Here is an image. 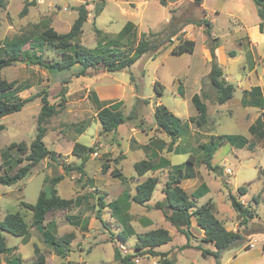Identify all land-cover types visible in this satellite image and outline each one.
Wrapping results in <instances>:
<instances>
[{
	"label": "rangeland",
	"instance_id": "rangeland-1",
	"mask_svg": "<svg viewBox=\"0 0 264 264\" xmlns=\"http://www.w3.org/2000/svg\"><path fill=\"white\" fill-rule=\"evenodd\" d=\"M141 1L6 0V7L0 9V50L6 49L7 43L19 40L26 42L22 49L28 50L29 44L37 41L39 33L47 27H51L58 34L66 33L77 17L76 8L81 5L85 6L88 15L78 43L85 48L95 47L101 39V36L95 33V29L100 30L107 37H113L128 21L138 26L137 40L141 33L161 31L167 25L166 20L169 15L167 9H173L172 15L184 22L208 20L212 23L211 32L214 35L212 36L224 38L223 47L226 52L228 51V56H236V62L225 63L222 66L224 76L228 77V83L234 87L232 99L228 102V106L214 102L215 91L207 80L209 62L204 57L203 50L207 49V43L202 32L203 26L192 24L183 29V38L194 41L193 53L171 55L170 50L177 43L173 37L172 43L155 59L145 55L129 69L121 72L107 73L95 69L87 70L86 77H76L75 74L81 70L78 65H74L70 70L58 72L27 65L24 62L2 69L0 81L12 84L15 96L13 99H25L46 92L49 104L56 105L59 103L61 88L66 87L67 93L64 107L44 125L46 133L43 141L47 149L56 150L59 154H56L54 160L49 158L42 160L16 185L0 186V220L7 214L18 212L28 228L24 238L2 233L6 246L14 250L1 256L0 264H13L9 261L14 259L18 260L16 264H40V259H43V264H117L113 259L114 248H117L122 255L131 254L134 252L136 235L156 228L168 230L170 235H173L170 245L179 246L175 252L171 250L169 253V258L174 264H215L212 257H202L194 248L200 242H197L193 249L181 250L180 247L187 242L186 238L174 232V228L162 219L159 211L131 203L130 208L120 216L121 218L111 215L106 205L125 191L133 194L136 184L147 177H155L158 180L148 205L163 199L164 185L166 181L176 176V172L167 168L138 177L133 169L135 162L149 159L150 154L153 161H157L159 155L166 157L171 166L187 163L190 159L191 164L185 165L182 173L181 188L191 196L192 192L204 183L208 188V195L192 200L198 206L210 199L215 206L218 220L227 230L245 231L247 240L249 233L264 228V135L255 134V131H260L257 121L253 124L255 131L248 134L247 123L244 120L246 113L240 106V100L242 97L243 99L247 97L246 92L250 85L256 84L261 90L264 89L262 77L264 46H248L245 49L237 45L241 42L238 39L234 40L233 36L230 41L229 30L237 29V25L234 21L235 23H231L232 28L228 17L224 15L225 8L235 12L236 5L239 4L238 6L243 7L242 15H245V22L251 25L255 19H258L254 2L205 0L207 6L214 8L213 14L206 12L205 15L201 6L203 0L200 5H197L195 0H167V8L161 6L158 0H148L140 13L138 3ZM101 2L104 3L103 9L95 16L94 8ZM25 4L26 15L20 17ZM219 42L218 40V45ZM41 51L46 61L60 56L46 45L42 46ZM247 79L251 82L248 83ZM155 82L163 88L161 95H158L154 88ZM95 86L103 88L111 95V101L105 100L101 106L120 101L123 115L132 116L131 120L120 125L114 133H101L100 123L96 119L100 105L91 101L89 96V92ZM201 91L206 97L204 103L208 109L209 119L206 127L197 128L194 123L189 122L190 118L196 116L191 97L194 94H201ZM262 99L263 107L258 111L259 113L261 110L264 111V98ZM158 104L164 106L185 125L184 133L175 143L179 150L178 154L168 153L165 148L160 151L156 145L150 144V140L159 139L166 143L170 141L157 128L154 121V111ZM40 107V98H35L21 111L0 119V174L4 172L12 174L24 165L25 162L16 163L17 159L24 156H20L14 149H8V146L21 141L29 145L35 135L36 118ZM246 110L252 112L254 109ZM254 116L255 114H251L250 118ZM211 135L215 137L240 135L248 138L252 145L251 149L245 146L239 150L223 142L214 151L211 163L223 167V179L228 187H224L220 178L207 171L202 163L199 146L206 143ZM75 142L90 147L93 151L83 166L82 176L75 170L66 171L67 173L64 171L67 167L70 169L81 163L77 157L70 155L69 147ZM147 143L149 147L143 148ZM152 147L157 151L152 150ZM70 156L71 160H68ZM102 165L107 167L106 172L102 171ZM111 171L120 176L113 177ZM58 175H62L63 179L56 185L57 194L64 199L79 198L80 206L48 213L44 225L53 221L55 223L53 235L57 238L73 234L68 253L70 260L54 255L51 247L44 242L42 234L32 226V213L20 207V202L34 204L49 179ZM240 187L246 188V194L239 200L243 204H249L247 207H251L255 214L245 230L239 228L237 215L228 200V191L236 194ZM257 196L256 205L252 198ZM101 204L104 207L101 208ZM98 211L104 226L95 219ZM66 216L77 217L82 220V225L86 221L88 228L72 225L66 220ZM149 216L152 218L151 227H143L141 219ZM123 222L127 223L134 233L125 242L119 238ZM191 238L189 240L193 243L194 240ZM256 238L261 237L258 235ZM207 246L202 244L203 248ZM166 247L169 245L162 246L159 251H165ZM233 249L222 253L223 260L232 254ZM258 249L261 250V247ZM135 260L137 263L140 261L139 264H153L156 263L157 258L143 256Z\"/></svg>",
	"mask_w": 264,
	"mask_h": 264
},
{
	"label": "trees",
	"instance_id": "trees-1",
	"mask_svg": "<svg viewBox=\"0 0 264 264\" xmlns=\"http://www.w3.org/2000/svg\"><path fill=\"white\" fill-rule=\"evenodd\" d=\"M257 16L259 18V32L264 37V0H253ZM32 3V1H31ZM197 5L201 4V0H195ZM103 2L99 3L94 8V14L97 16L103 9ZM159 4L166 7V0H159ZM6 7V0H0V9ZM27 5L25 4L20 17L26 15ZM77 17L72 23L70 29L64 34H58L51 27L45 28L37 37V41L29 44L28 50H23L22 47L26 42L14 41L7 43V48L0 50V71L18 62H24L27 65H34L46 70H55L62 72L70 70L74 65L81 67V70L75 74L76 77L87 76V70L101 69L107 73L121 72L129 69L143 56L148 55L155 59L163 50L172 43L175 37L177 43L171 48L170 54L179 56L185 53L191 54L194 51L195 43L192 40L183 38V29L187 25L203 26V35L207 43V49L210 54L209 72L207 80L210 87L215 91L214 102L218 105H223L231 100L234 93V87L229 84L223 75L221 66L216 57L215 50L218 46V38L211 34V23L208 20H200L198 22L182 21L175 18L172 13L173 9L169 10L170 19L164 29L158 32H148L140 34L137 40V33L134 24L127 22L120 32L113 37L103 35L100 30L95 29V33L101 36L97 44L93 48H85L78 43V39L82 34V27L87 21L88 12L84 5L76 8ZM136 41V44L134 43ZM123 42H125L123 44ZM46 45L60 54L57 59L46 61L41 51L42 46ZM123 45V46H122ZM264 78V72H263ZM154 88L158 95L162 94V86L158 82L154 83ZM59 103L56 105L49 104L46 92H41L25 99H13L14 89L12 84H7L0 81V119L10 114L21 111L28 103L35 98H40L41 107L36 118V129L33 140L27 145L21 141L18 143H11L8 149H14L16 153L23 158L16 160L17 164L24 163L14 173L10 174L4 172L0 174V186H13L23 180L42 160L49 158L54 160L55 152L47 149L43 139L45 137L46 129L44 125L64 107L67 89L61 88L59 92ZM91 101L100 105L96 112V119L100 123L101 133H114L117 128L124 124L127 120H131L132 116L125 117L121 110L122 103L115 102L108 105H102L93 91L89 92ZM249 96L254 101L243 102V105L251 107L262 108L263 99L260 94L259 87H253L249 91ZM206 99L205 94H194L191 97V104L196 110V116L189 119L190 123H194L197 128H204L208 122L207 106L204 103ZM154 121L157 128L162 131L168 138L169 143L163 140H150L151 145H156L160 151L164 148L168 153L178 154V147L175 145L178 138L182 136L185 131V125L178 117L169 112L164 106L158 105L154 111ZM257 126L260 127V136L264 135V111L261 113ZM1 129V127H0ZM255 127L251 126L249 133L255 131ZM223 142L228 143L232 148L242 149L247 146L251 149L252 145L248 139L240 135H211L208 141L199 146L202 154V163L206 170L212 172L216 177L220 178L224 187H228L224 181L223 167L212 165L211 160L216 148ZM149 147V144L143 148ZM93 153L90 147L75 142L71 149V155L80 160V165L77 167L66 168V171L75 170L82 176L84 173L83 166L89 160V155ZM191 161L179 165L171 166L168 159L159 156L157 161L151 158L143 159L133 164V169L138 177L144 176L146 173H155L164 169L170 168L176 172L173 179L166 181L162 193L164 195L161 201L155 202L152 206H147L151 210L159 211L164 220L175 230L184 236L187 241L191 237L190 227L192 218H194L197 226L203 231V238L200 244L194 248L198 250L202 257H212L215 264H220L222 253L229 249L239 248L245 245L246 237L244 232L227 230L221 221L218 220L215 214V206L213 202L208 199L201 205H196L193 199H200L208 193L207 186L202 183L199 188L192 192L189 196L180 186L182 180V173L185 165H190ZM102 171L106 172L107 167L102 165ZM113 177L120 176L118 173L111 171ZM63 179L62 175L50 178L48 184H45L40 191L37 200L34 204L20 202V207L29 210L32 213V226L40 232L47 243L53 250L55 256L65 258L70 252L69 245L73 240V234H66L60 238L53 235L55 223L49 221L46 225L45 216L48 213L55 211L70 210L80 206V199H64L57 194L56 185ZM158 180L155 177H147L142 182L135 186V192L131 195L129 192H123L121 195L110 202L107 207L111 210L114 216H121L130 208L131 203L139 206H145L151 200V196ZM246 194V188L240 187L236 194L228 191V200L231 208L237 215L238 226L244 230L248 228V222L255 217L253 211L244 206L239 198ZM101 200V198H100ZM254 204H258V196L252 198ZM104 207L101 204V208ZM100 211L95 215V218L102 223ZM68 222L76 227L87 229V222L77 217H65ZM143 226H148L151 222L147 219H141ZM2 233H9L16 237H26L28 233L27 224L23 217L17 213H11L4 216L0 220V257L11 253L14 248L6 246L5 238ZM264 234V228L252 231V234ZM134 235L130 226L123 222L122 230L119 233V238L125 242L128 237ZM171 242V236L166 229L156 228L145 232L144 234L136 235V242L134 244L133 254L122 255L117 248H114L113 259L117 264H135L134 260L137 257L150 256L157 258L156 264H174V261L169 258V252L157 251V248L164 246ZM203 245H212L213 251L202 247ZM191 248L188 243L180 247V249ZM248 245L245 246L247 250ZM13 264L18 262L14 259ZM40 264H43V259H40Z\"/></svg>",
	"mask_w": 264,
	"mask_h": 264
},
{
	"label": "crops",
	"instance_id": "crops-1",
	"mask_svg": "<svg viewBox=\"0 0 264 264\" xmlns=\"http://www.w3.org/2000/svg\"><path fill=\"white\" fill-rule=\"evenodd\" d=\"M251 1V0H250ZM159 2V0H158ZM167 2V0H166ZM253 2V0H252ZM148 3V0H142L141 2L138 3V6H139V11L140 13H142L143 11V7H145ZM236 3H241L240 0H236ZM167 4V3H166ZM239 5V4H238ZM236 5V9H235V12L233 11H229L227 10V8H225V12H224V15L228 17L229 21H230V24L232 23H235L236 22V27L237 29L235 30H232L230 28L229 30V35H228V39L230 40L231 37L233 36L234 40H240L241 44H238L237 45L239 47H244L245 49L248 48V46H254V47H263L264 46V37L263 35L259 32V28H258V24H259V18L258 19H255V22L251 25H248L246 22H245V15H242L244 14L243 12V7L242 6H238ZM202 8H203V11L205 12V15H206V12L208 13H211L213 14V10L214 8L212 7H209L207 6L205 0L202 1V4H201ZM167 8V6L165 7ZM169 10L170 9H167L168 11V14L170 15L169 13ZM167 17V20H166V24L168 23L170 17ZM171 16V15H170ZM235 21V22H234ZM74 22V21H73ZM130 22V21H128ZM127 23V22H126ZM125 23V24H126ZM132 23V22H131ZM124 24V25H125ZM212 24V23H211ZM231 24V27L233 26ZM212 26V25H211ZM134 27L136 30H138V26L136 27V25L134 24ZM233 28V27H232ZM212 30V28H211ZM121 31V30H120ZM119 31V32H120ZM149 32V31H148ZM137 33V32H136ZM212 33V32H211ZM142 34V33H141ZM213 35V33H212ZM214 36V35H213ZM218 38V40L220 41L219 42V45L217 46L216 50H215V53H216V57H217V61L219 63V65L222 66L225 65V63H230V64H233L234 62H236L237 58L236 56L235 57H232V56H228V51L226 52L224 47H223V43H224V38L222 37H216ZM242 39V40H241ZM231 41V40H230ZM232 43V42H231ZM233 43H235V41H233ZM234 46V45H233ZM204 57L206 59V61H210V54H209V51L208 49H204ZM230 58V60H229ZM223 71V70H222ZM263 72H264V68L262 69V77H263ZM224 75V73H223ZM86 77V76H85ZM225 80L229 81L228 77L227 76H224ZM227 81V82H228ZM247 82H251L250 79H247ZM264 82V80H263ZM264 84V83H263ZM264 86V85H263ZM253 87H258L256 84H252L249 86L247 92H246V95L247 97L243 99V97L241 98L240 100V106L243 108V110H245V113H246V118L244 117V120L246 121L247 123V132L249 134V129L251 126H253V124L257 121V119L260 118V115L261 113L263 112V110H261V113H259L258 111L261 109V108H257V107H251V106H248V105H243V102H248L249 100L250 101H254L253 98H251L249 96V91L251 90V88ZM179 88V87H178ZM260 88V87H259ZM264 89H260V93H261V96L262 98H264V94H262ZM95 95H96V98L97 100L102 103L103 101L107 100V101H111V95L108 94L103 88H100V87H97L95 86L92 90ZM91 92V91H90ZM180 95L182 96V92H180ZM230 101V100H229ZM227 101L225 104H223L224 106H228V102ZM115 102H119V101H114L112 103H115ZM112 103H109L112 104ZM160 105V104H158ZM157 105V106H158ZM220 108V107H219ZM248 108H252L254 110H252V112L246 110ZM219 111V110H218ZM216 112V111H215ZM219 113L221 114V112L219 111ZM251 114H255L254 118H250V115ZM207 115H208V109H207ZM208 119H209V116H208ZM98 121V120H97ZM259 132L255 131V134H259ZM248 139V138H247ZM81 144V143H80ZM148 145L145 144V146ZM73 146V145H72ZM70 149H72V147L70 146L69 147ZM151 149V147H150ZM156 148L152 147V150H154L155 152L157 150H155ZM235 149V148H234ZM243 149V148H242ZM240 150V149H239ZM51 151H54L56 154H59L56 152V150H51ZM55 154V156H56ZM153 154H155L153 152ZM158 154V153H157ZM67 155V154H66ZM71 155V154H70ZM159 155V154H158ZM160 156V155H159ZM150 158H152V155L150 154ZM166 158V157H164ZM167 159V158H166ZM68 160H71V156L69 157ZM165 170V169H164ZM159 172V171H158ZM147 174V173H146ZM142 177V176H141ZM143 181V180H142ZM137 185V184H136ZM135 189V188H134ZM135 192V190H134ZM134 194V193H133ZM131 194V195H133ZM208 195V194H207ZM164 197V196H163ZM208 199V198H207ZM240 200H241V197H240ZM112 202V201H111ZM206 202V201H205ZM110 203V202H109ZM108 203V204H109ZM242 203V202H241ZM107 204V205H108ZM203 204V203H202ZM243 204V203H242ZM106 205V206H107ZM153 205V204H152ZM152 205H145V206H152ZM201 205V204H200ZM244 206H249V204H243ZM251 208V207H250ZM111 211V210H110ZM154 211V210H153ZM112 215V214H111ZM113 216V215H112ZM116 217H120V216H116ZM217 217V216H216ZM121 218V217H120ZM96 219V218H95ZM144 219H147L151 222L150 225L148 226H145L146 228L148 227H151L152 225V218L149 216V217H146ZM162 219L164 220L163 216H162ZM161 219V220H162ZM97 220V219H96ZM165 221V220H164ZM100 222V221H99ZM166 222V221H165ZM102 224V223H101ZM144 227V226H143ZM172 227V226H171ZM87 228H88V225H87ZM173 228V227H172ZM164 229V228H163ZM153 230V229H152ZM150 231L149 230H146L145 232H148ZM168 231V230H167ZM169 232V231H168ZM174 232L177 233V231L175 230L174 228ZM144 233V232H143ZM190 233H191V239L194 240L193 243H191V241H187L186 243H188L190 245L191 248H187V249H193V247L196 245L197 242H200V240L203 238V231L197 226L194 218H192V221H191V227H190ZM179 236H182L181 234L177 233ZM138 235V234H137ZM169 235H170V232H169ZM258 235L261 237L260 239H257L256 237H258ZM171 236V235H170ZM184 237V236H182ZM172 238H173V235L171 236V242H169L168 244L166 245H169V247H166L165 248V251L163 252H169L172 250V252H175V250L179 247L177 245H170L172 243ZM185 238V237H184ZM250 240H253L255 241V245L253 247H250L248 248L247 250L245 249V246L247 245V242L250 241ZM23 242H24V239H23ZM72 242V241H71ZM136 242V241H135ZM71 244V243H70ZM185 245V244H184ZM260 245V246H259ZM165 246V245H164ZM183 246V245H182ZM181 246V247H182ZM162 247V246H161ZM159 247V248H161ZM261 247V250L258 249ZM159 248H157V251H159ZM69 249H70V245H69ZM207 250H210V251H213V247L212 245H209L207 246V248H205ZM232 251V250H231ZM229 251V252H231ZM161 252V251H160ZM134 252H132L131 254H133ZM63 259H67V260H70L69 259V256L67 255L65 258ZM140 261L136 264H139ZM153 264H156L155 262ZM220 264H264V234H260V233H257V234H252L250 236L247 237V240L245 242V245L242 246V247H239V248H235L233 249V252L230 256H228L226 259L223 260V255L221 256V259H220Z\"/></svg>",
	"mask_w": 264,
	"mask_h": 264
},
{
	"label": "built area",
	"instance_id": "built-area-1",
	"mask_svg": "<svg viewBox=\"0 0 264 264\" xmlns=\"http://www.w3.org/2000/svg\"><path fill=\"white\" fill-rule=\"evenodd\" d=\"M94 155H96V154H94ZM248 245V247L250 248V247H253L254 245H255V241H251L250 242V244H247ZM134 262H136L137 263V260H134Z\"/></svg>",
	"mask_w": 264,
	"mask_h": 264
}]
</instances>
